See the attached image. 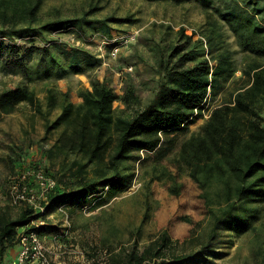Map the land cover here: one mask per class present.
I'll use <instances>...</instances> for the list:
<instances>
[{
    "label": "trees",
    "instance_id": "1",
    "mask_svg": "<svg viewBox=\"0 0 264 264\" xmlns=\"http://www.w3.org/2000/svg\"><path fill=\"white\" fill-rule=\"evenodd\" d=\"M44 1L0 0V72L19 74L26 83L0 93V113H11L23 103L40 110L41 102L27 84L63 80L101 66V61L87 51L49 40L48 35L83 26H98L108 33V22L133 23L130 18L115 17L87 21L97 7L79 19L39 23ZM145 1L181 4L188 0ZM198 1L207 11L200 38L194 41L196 33L187 35L184 28L180 29L178 44L169 46L155 63L156 91L142 109L116 116V101L126 108L140 105L137 89L128 85L119 96L99 78L79 91L82 101L78 104L70 101L68 92L53 87L44 90L47 111L59 110L46 127L47 133L60 129L47 150L50 158L59 161L58 170L53 175L34 165L22 172L42 169L55 181L46 200L41 201L47 212L58 206L74 209L88 200L104 204L129 189L136 179L132 162L137 153L154 154L156 162L163 161L176 148L177 137L203 118L209 101L223 92L236 71L223 29L231 33L241 52L254 58L242 70L245 85L230 102L210 112L200 132L181 143L174 161L177 175L163 168L155 177L170 181L169 191L178 196L181 187L176 177L185 169L201 191L210 224L197 249H178L180 243L167 231L140 247V225L130 247L106 251L109 264H217L206 260L217 252L214 244L220 231L244 234L258 220L253 211H248V205L264 204V63L259 61L264 60V0ZM34 38L46 44L17 43L18 39ZM132 70L127 67L124 71L129 74ZM27 185L37 190L33 180ZM19 206L14 218L0 212L2 259L14 248L19 230L29 227L40 234L57 231L49 224L32 226L42 214L28 203Z\"/></svg>",
    "mask_w": 264,
    "mask_h": 264
},
{
    "label": "rangeland",
    "instance_id": "2",
    "mask_svg": "<svg viewBox=\"0 0 264 264\" xmlns=\"http://www.w3.org/2000/svg\"><path fill=\"white\" fill-rule=\"evenodd\" d=\"M96 7L98 10L90 13L86 17L87 21L115 17L130 18L133 23L108 22V33L98 26L74 27L65 32H54L47 39L83 49L99 59L101 66L71 74L63 80L27 84L41 102L40 110L34 111L23 103L11 113H0V212H6L13 218L20 210V204L14 202L16 194L12 189L17 176L34 165L48 169L53 175L58 170L59 161L50 158L47 150L53 145L60 129L47 133L46 127L57 117L59 110L47 111L44 90L53 87L68 92L70 101L78 104L82 101L78 96L79 91L89 87L95 78L107 82L119 96L124 94L128 85H134L140 97L139 106L126 108L119 101L113 104L116 116L130 115L142 109L153 97L158 77L155 63L169 46L178 44L180 29L184 28L187 35L196 33L193 36L196 41L207 20V11L198 0L181 4L145 0H45L38 21L45 23L79 19ZM131 31L138 32L135 44L124 49L116 60L109 59L111 36L116 33L126 35ZM223 35L236 66L235 74L223 92L209 101L202 112V119L191 125L187 133L177 137L176 148L163 161L156 162L154 154H136V160L132 162L136 179L129 189L104 204L88 200L80 208L66 207L69 225L56 212L57 207L51 208L47 222L56 227L55 232L62 237L64 244L84 251L85 257L102 258V264H109L106 251L119 252L121 248L130 247L136 238L137 228L142 225L140 247L167 231L173 241L180 243L178 249L188 252L197 249L196 244L204 239L210 224L200 198L201 191L190 180L185 169L180 170L176 177V183L181 187L178 196L169 191L172 185L170 181L156 180L155 177L163 168L177 175L174 161L181 143L190 135L200 132L210 112L230 102L235 92L246 83L242 70L254 58L241 52L234 37L226 29H223ZM17 43L39 47L46 44L37 38L30 41L18 39ZM259 61L264 63L263 59ZM127 67L133 69L129 74L124 71ZM23 82L19 74L0 72V93L16 85L26 84ZM247 209L258 218L252 223L251 229L241 235L221 230L214 244L217 252L206 261H215L217 264H264V204L254 203L248 205ZM14 256V251H8L4 262L11 263Z\"/></svg>",
    "mask_w": 264,
    "mask_h": 264
},
{
    "label": "built area",
    "instance_id": "3",
    "mask_svg": "<svg viewBox=\"0 0 264 264\" xmlns=\"http://www.w3.org/2000/svg\"><path fill=\"white\" fill-rule=\"evenodd\" d=\"M137 34V31H131L126 35L113 34L109 40L111 45L109 59L116 60L124 49L136 41ZM29 180L35 182L37 190L27 185ZM54 186L55 181L46 176L42 169L22 172L14 180L12 185L16 194L14 202L28 203L42 214L37 221L31 223L32 226L48 225L47 220L50 215L41 201L46 200L47 192ZM56 212L63 216V221L69 225L66 207L58 206ZM28 229H21L17 232L15 246L12 249L15 256L9 264H102V258L85 257L84 251H80L73 245L64 244L62 237L57 233L40 234ZM0 264H6L1 256Z\"/></svg>",
    "mask_w": 264,
    "mask_h": 264
}]
</instances>
